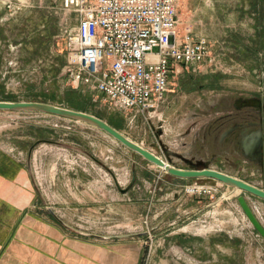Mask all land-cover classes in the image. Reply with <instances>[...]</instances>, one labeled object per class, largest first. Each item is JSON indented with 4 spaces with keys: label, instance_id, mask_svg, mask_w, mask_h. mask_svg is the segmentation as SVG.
Masks as SVG:
<instances>
[{
    "label": "rangeland",
    "instance_id": "rangeland-1",
    "mask_svg": "<svg viewBox=\"0 0 264 264\" xmlns=\"http://www.w3.org/2000/svg\"><path fill=\"white\" fill-rule=\"evenodd\" d=\"M178 13L179 35L207 38L210 56L173 79L152 118L69 79L65 35L77 19L62 0H0V83L19 101L54 95L56 105L79 89L90 114L169 164L264 189V50L254 53L264 46V0H179ZM49 29V50L36 51ZM241 196L264 226V200L174 178L91 125L0 112V244L21 262L75 250L107 264H264V238Z\"/></svg>",
    "mask_w": 264,
    "mask_h": 264
},
{
    "label": "built area",
    "instance_id": "built-area-1",
    "mask_svg": "<svg viewBox=\"0 0 264 264\" xmlns=\"http://www.w3.org/2000/svg\"><path fill=\"white\" fill-rule=\"evenodd\" d=\"M62 1L77 19L65 35L66 75L123 111L152 118L173 79L210 56L207 38L179 35V0Z\"/></svg>",
    "mask_w": 264,
    "mask_h": 264
},
{
    "label": "water",
    "instance_id": "water-1",
    "mask_svg": "<svg viewBox=\"0 0 264 264\" xmlns=\"http://www.w3.org/2000/svg\"><path fill=\"white\" fill-rule=\"evenodd\" d=\"M0 112H28L35 114H46L59 118L69 119L76 122H83L91 125L109 135L111 138L122 144L128 150L142 156L145 160L166 171L177 179H212L221 185L232 187L241 192L250 194L264 200V189L240 178L229 175L222 171L205 169H180L166 162L153 151L147 149L143 144L136 143L111 126L108 122L90 113L73 110L64 106L45 103L40 101H0ZM238 201L255 230L264 238V226L248 204L246 198L241 196Z\"/></svg>",
    "mask_w": 264,
    "mask_h": 264
},
{
    "label": "trees",
    "instance_id": "trees-1",
    "mask_svg": "<svg viewBox=\"0 0 264 264\" xmlns=\"http://www.w3.org/2000/svg\"><path fill=\"white\" fill-rule=\"evenodd\" d=\"M256 6L257 4L255 5V7ZM55 32H56L55 29L54 30L49 29L48 34L46 36L42 37L41 35H38L37 38L34 39V41L32 42L36 51H38L39 48L49 50L53 37L56 35ZM258 35H260L262 39L263 32L258 30ZM262 49L264 50V46L262 44L259 46V49H254L255 55L258 56L260 53L259 50H262ZM1 57L2 56L0 54V60H1ZM62 65H63V61H61L60 67H62ZM56 71L58 72L59 69H57ZM57 100L58 98L53 95V96H46L45 100H34V101H40V102L53 104V103H56ZM0 101H19V100L17 99V96L14 94H7L6 86L0 83ZM60 103L61 104L59 105H62L64 107L89 113L85 108L84 101L81 99V91L79 89L67 90L65 92V96L62 99H60ZM109 124L117 129V127L114 124H111V123Z\"/></svg>",
    "mask_w": 264,
    "mask_h": 264
},
{
    "label": "crops",
    "instance_id": "crops-1",
    "mask_svg": "<svg viewBox=\"0 0 264 264\" xmlns=\"http://www.w3.org/2000/svg\"><path fill=\"white\" fill-rule=\"evenodd\" d=\"M1 243V240H0ZM27 252V251H25ZM30 252H27L29 254ZM43 254V253H42ZM41 257L49 258L47 255H42ZM55 256V259L52 261H39L40 264H107L105 261H97L95 257H92L90 255H84V257H81L78 252L75 250L66 251V250H59L56 253H53ZM21 258L23 256L18 255L17 251H13L11 249H2L0 244V264H34L32 257L30 256V259H27V256L25 257V261L21 262L17 258ZM86 257V259H85ZM80 258V259H79ZM82 258V260H81Z\"/></svg>",
    "mask_w": 264,
    "mask_h": 264
},
{
    "label": "bare ground",
    "instance_id": "bare-ground-1",
    "mask_svg": "<svg viewBox=\"0 0 264 264\" xmlns=\"http://www.w3.org/2000/svg\"><path fill=\"white\" fill-rule=\"evenodd\" d=\"M167 162V161H166ZM168 163V162H167ZM238 191H240V190H238Z\"/></svg>",
    "mask_w": 264,
    "mask_h": 264
}]
</instances>
